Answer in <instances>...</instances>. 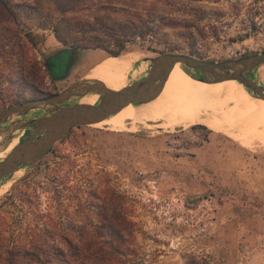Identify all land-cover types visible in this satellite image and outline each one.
Listing matches in <instances>:
<instances>
[{
	"label": "rangeland",
	"instance_id": "rangeland-1",
	"mask_svg": "<svg viewBox=\"0 0 264 264\" xmlns=\"http://www.w3.org/2000/svg\"><path fill=\"white\" fill-rule=\"evenodd\" d=\"M147 10L165 14L166 23L127 43L122 53L181 51L223 60L264 50V0H80L64 13L89 19L103 14L113 22ZM54 26L63 32V0H0V110L64 90L96 57L110 55L63 44ZM61 48L72 49V63L54 75L45 59ZM241 85L233 78L219 82L220 91L241 92ZM225 115L197 122L207 128H162L160 115L133 127L131 117L120 120L124 128L73 126L0 192V264L3 247L21 243L46 249L73 244L88 248L91 257L106 249L111 264H221L219 251L206 249L211 239L217 247L221 235L212 230L215 212L209 219L208 205L198 206V200L211 193L216 208L226 196L236 206L246 195L264 202L254 195L264 193V144L216 132L212 125ZM29 131L15 127L2 136L18 141ZM252 233H259L256 246L264 253V231Z\"/></svg>",
	"mask_w": 264,
	"mask_h": 264
},
{
	"label": "water",
	"instance_id": "water-1",
	"mask_svg": "<svg viewBox=\"0 0 264 264\" xmlns=\"http://www.w3.org/2000/svg\"><path fill=\"white\" fill-rule=\"evenodd\" d=\"M143 60H150L146 74L121 88L113 89L98 79L80 77L64 90L44 97L26 99L1 109L0 147L10 141L7 136H2L5 130L15 127L34 130L18 140L0 158V179L43 155L57 140L65 137L73 126L100 121L130 102L143 103L153 99L161 91L169 70L177 62L199 80L216 82L237 79L255 96L264 97V85L259 84L251 75L264 63V50L223 60L169 51L145 56ZM90 91L99 93L97 102L76 101L75 98ZM32 108H41L42 112L36 116L24 117Z\"/></svg>",
	"mask_w": 264,
	"mask_h": 264
},
{
	"label": "bare ground",
	"instance_id": "bare-ground-1",
	"mask_svg": "<svg viewBox=\"0 0 264 264\" xmlns=\"http://www.w3.org/2000/svg\"><path fill=\"white\" fill-rule=\"evenodd\" d=\"M145 56L146 54L140 50L123 52L119 55H99L94 59L96 60L94 66L83 77L98 79L113 89L121 88L146 74L150 60H143ZM140 63L139 69L133 73ZM132 73L133 75L130 77ZM251 75L259 82L264 75V63L260 64ZM234 80H236L237 85L241 83L237 79ZM224 81H228V79H224ZM219 82L199 80L193 77L181 63L177 62L169 70L163 84H170L169 87L162 88L156 97L143 103L130 102L116 113L106 117L109 118L108 120H100L91 123V125H105L110 128L117 123L116 128H124L127 123L120 122V120L131 117L129 127H133L137 121L145 123L152 119L155 121L156 115H160L161 120L165 122L162 128L178 125L188 126L215 117L226 110L223 121L212 125L216 132L225 133L237 140H246L247 142L256 140L264 144V97L255 96L244 85L237 87L241 92L220 91ZM244 91L248 93H243ZM75 99L78 102L95 103L99 99V93L90 91ZM41 112V108H32L27 111L24 117L36 116ZM204 123H210V121L207 120ZM16 142L18 141L10 140L3 147H0V158ZM22 170V167L14 170L11 178L0 184V192Z\"/></svg>",
	"mask_w": 264,
	"mask_h": 264
},
{
	"label": "trees",
	"instance_id": "trees-1",
	"mask_svg": "<svg viewBox=\"0 0 264 264\" xmlns=\"http://www.w3.org/2000/svg\"><path fill=\"white\" fill-rule=\"evenodd\" d=\"M80 0H63V32L58 26H54L55 36L65 45H72L75 48H101L110 55H119L126 49L127 43L135 41L137 37L146 39L156 32L159 23L166 20L165 14L158 16L147 10L138 16L137 19L115 20L109 22L103 14H97L92 19L76 18L67 16L64 12L74 10ZM166 23V22H165ZM190 54H193L190 52ZM47 67V66H46ZM48 69V68H47ZM30 99V98H28ZM201 127L205 124L196 123ZM194 126V125H192ZM179 155V154H175ZM119 234V232H115ZM34 247L25 244L4 246L6 255L5 264H111L106 249L98 250L95 256L91 257L88 248H81L78 245L70 244L66 249L58 246H51L46 249L40 244L33 243ZM37 248L38 250L34 249ZM57 255L42 258L40 254ZM91 257V258H89ZM89 258V259H88Z\"/></svg>",
	"mask_w": 264,
	"mask_h": 264
},
{
	"label": "crops",
	"instance_id": "crops-1",
	"mask_svg": "<svg viewBox=\"0 0 264 264\" xmlns=\"http://www.w3.org/2000/svg\"><path fill=\"white\" fill-rule=\"evenodd\" d=\"M254 195L264 199V193L261 195L255 190ZM249 198L250 196L246 195L236 206L234 200L226 196L217 205L212 230L217 236H223L220 235L218 248L215 240L211 239L214 243L209 244L208 240L206 249L218 250L221 264H264V253L256 246L260 235L252 233L264 231V202L260 199L251 202ZM255 201L257 202L254 203Z\"/></svg>",
	"mask_w": 264,
	"mask_h": 264
},
{
	"label": "flooded vegetation",
	"instance_id": "flooded-vegetation-1",
	"mask_svg": "<svg viewBox=\"0 0 264 264\" xmlns=\"http://www.w3.org/2000/svg\"><path fill=\"white\" fill-rule=\"evenodd\" d=\"M72 49L69 48H61L59 50H57V52H55L54 54H52L51 56H49L48 58H46V66L49 69V71L56 75V74H61L63 72H65L67 70V68L70 67V63L72 60ZM50 61V63H49ZM29 133L27 135L30 134V132L32 130H34V128L29 129ZM26 135V136H27ZM24 136V137H26ZM23 137V138H24Z\"/></svg>",
	"mask_w": 264,
	"mask_h": 264
},
{
	"label": "built area",
	"instance_id": "built-area-1",
	"mask_svg": "<svg viewBox=\"0 0 264 264\" xmlns=\"http://www.w3.org/2000/svg\"><path fill=\"white\" fill-rule=\"evenodd\" d=\"M213 197L214 196L211 193L208 195H205L198 200L199 203L197 204L198 206H201V207L203 205H208L207 215L209 219L212 218L216 210V202L214 201ZM188 210L191 211V208H189Z\"/></svg>",
	"mask_w": 264,
	"mask_h": 264
}]
</instances>
